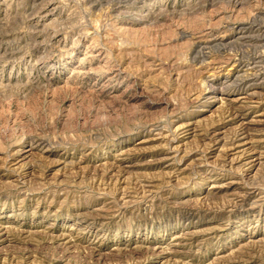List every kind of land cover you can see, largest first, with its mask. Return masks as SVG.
<instances>
[{
	"label": "rangeland",
	"instance_id": "obj_1",
	"mask_svg": "<svg viewBox=\"0 0 264 264\" xmlns=\"http://www.w3.org/2000/svg\"><path fill=\"white\" fill-rule=\"evenodd\" d=\"M0 264H264V0H0Z\"/></svg>",
	"mask_w": 264,
	"mask_h": 264
},
{
	"label": "bare ground",
	"instance_id": "obj_2",
	"mask_svg": "<svg viewBox=\"0 0 264 264\" xmlns=\"http://www.w3.org/2000/svg\"><path fill=\"white\" fill-rule=\"evenodd\" d=\"M43 8V7H42ZM40 9H41V7H40ZM45 16V15H44ZM244 28V27H243ZM240 38H241V36H240ZM243 138V137H242ZM238 139V138H237ZM242 140V139H241ZM257 140V139H256ZM254 142V141H253ZM256 142H258V141H256ZM245 143H247V142H245ZM230 148V147H229ZM232 148V147H231ZM247 148H249V147H247ZM249 151V150H248ZM237 152V151H236ZM234 153V152H233ZM232 153V154H233ZM252 153V152H251ZM241 155V154H240ZM237 156V155H236ZM244 156V155H243ZM262 157V156H261ZM240 158V157H239ZM259 158V157H258ZM233 160V159H232ZM234 160H236V159H234Z\"/></svg>",
	"mask_w": 264,
	"mask_h": 264
}]
</instances>
